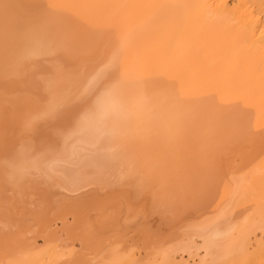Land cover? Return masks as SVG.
<instances>
[{"label":"bare ground","instance_id":"obj_1","mask_svg":"<svg viewBox=\"0 0 264 264\" xmlns=\"http://www.w3.org/2000/svg\"><path fill=\"white\" fill-rule=\"evenodd\" d=\"M0 264H264V0H0Z\"/></svg>","mask_w":264,"mask_h":264},{"label":"rangeland","instance_id":"obj_2","mask_svg":"<svg viewBox=\"0 0 264 264\" xmlns=\"http://www.w3.org/2000/svg\"><path fill=\"white\" fill-rule=\"evenodd\" d=\"M10 129H11V128H8V131H7V133H6V138H5L6 145H7V146L9 145L8 147H10L11 145H12V147H14V146H13L14 144H15V145H18V144H17L18 142H19V144H20L23 140L25 141L26 139H28V140L30 139V137H29L28 135H25L26 138H24V137H25L24 135H23V136H18L17 134H15L16 132L13 131L14 129H11V130H10ZM10 131H13L14 133H13V132H12V133L14 134V136L16 135L17 137L12 136L13 134H12ZM10 133H11V134H10ZM39 134H40V133H37L38 136H37V135L32 136V138H31L32 141H36V140L38 139V137H39ZM8 135H9V136H8ZM18 137H19V138H18ZM22 137H23L24 139H23ZM28 137H29V138H28ZM20 138H21V139H20ZM9 139H10V141H9ZM11 139H13V140H11ZM31 139H30L29 141H28V140H27V141H28L29 143H31ZM7 140H8V141H7ZM18 140H19V141H18ZM20 140H21V141H20ZM17 141H18V142H17ZM10 142H11V143H10ZM12 142H13V143L15 142V143L13 144ZM16 142H17V143H16ZM33 143H34V142H33Z\"/></svg>","mask_w":264,"mask_h":264}]
</instances>
